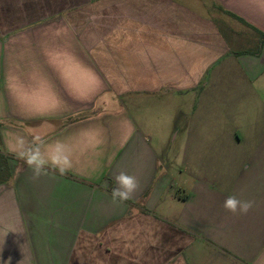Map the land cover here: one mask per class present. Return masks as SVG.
Returning a JSON list of instances; mask_svg holds the SVG:
<instances>
[{
	"label": "crops",
	"instance_id": "1",
	"mask_svg": "<svg viewBox=\"0 0 264 264\" xmlns=\"http://www.w3.org/2000/svg\"><path fill=\"white\" fill-rule=\"evenodd\" d=\"M262 35L264 0H0V264H264Z\"/></svg>",
	"mask_w": 264,
	"mask_h": 264
},
{
	"label": "clouds",
	"instance_id": "2",
	"mask_svg": "<svg viewBox=\"0 0 264 264\" xmlns=\"http://www.w3.org/2000/svg\"><path fill=\"white\" fill-rule=\"evenodd\" d=\"M26 163L29 167H33L34 174L39 176L41 174V169L43 163H37V156L33 155L31 158L26 159ZM52 164L57 165L58 162L53 159ZM61 174H64L67 171V167H59ZM117 187L112 191L113 202H125L132 199L134 193L139 187V182L136 177L126 174L125 172H120L115 177ZM223 207L226 211L231 212L232 214H247L253 207V202L248 200H241L236 196H229L225 199Z\"/></svg>",
	"mask_w": 264,
	"mask_h": 264
},
{
	"label": "rangeland",
	"instance_id": "3",
	"mask_svg": "<svg viewBox=\"0 0 264 264\" xmlns=\"http://www.w3.org/2000/svg\"><path fill=\"white\" fill-rule=\"evenodd\" d=\"M181 141H180V138L176 141V142H172L170 145H168V147H165V148H161V149H158V150H162L161 152V157L163 159H168L169 161H173L172 164H171V167H172V171L173 172H176L177 171V165L176 163L174 162V159L176 157H179L181 156Z\"/></svg>",
	"mask_w": 264,
	"mask_h": 264
},
{
	"label": "trees",
	"instance_id": "4",
	"mask_svg": "<svg viewBox=\"0 0 264 264\" xmlns=\"http://www.w3.org/2000/svg\"><path fill=\"white\" fill-rule=\"evenodd\" d=\"M232 15V13H229ZM236 17L235 15H232ZM240 21H243L241 18L236 17ZM244 22V21H243ZM262 43H264V35H262ZM11 179V173L9 169V159L8 157L0 154V184L8 182Z\"/></svg>",
	"mask_w": 264,
	"mask_h": 264
}]
</instances>
